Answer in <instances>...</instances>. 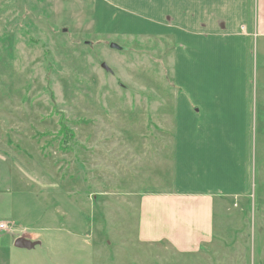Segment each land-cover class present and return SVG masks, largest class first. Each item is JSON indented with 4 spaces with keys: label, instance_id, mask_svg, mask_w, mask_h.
Returning <instances> with one entry per match:
<instances>
[{
    "label": "rangeland",
    "instance_id": "obj_1",
    "mask_svg": "<svg viewBox=\"0 0 264 264\" xmlns=\"http://www.w3.org/2000/svg\"><path fill=\"white\" fill-rule=\"evenodd\" d=\"M95 8L0 0V264H264V42L246 58L243 131L227 124L213 144L226 159L218 170L239 171L240 197L216 200L213 243L191 254L150 238L165 230L157 214L153 235L141 233L139 209L144 194L188 179L187 145L179 170L174 155L192 106L187 42L142 36L139 19L117 12L96 24ZM216 173L205 180L214 191L225 181ZM189 229L187 216L177 227L186 249ZM18 237L36 245L15 248Z\"/></svg>",
    "mask_w": 264,
    "mask_h": 264
},
{
    "label": "crops",
    "instance_id": "obj_2",
    "mask_svg": "<svg viewBox=\"0 0 264 264\" xmlns=\"http://www.w3.org/2000/svg\"><path fill=\"white\" fill-rule=\"evenodd\" d=\"M94 20L96 24L115 21L108 12L141 21L143 36H172L187 42L189 53V95L192 106L188 107L189 126L183 132L177 130L176 169L182 168L183 149L187 145L189 175L187 181L179 179L172 191L150 192L140 201V217L147 222L140 226L141 233L152 236V217L157 214L159 237L171 241L180 250L195 254L199 245L213 243L211 229L212 213L217 199L238 198L235 188L240 184L239 171L218 170L226 159L216 149L215 139L227 138V124H237L242 129L245 117L250 115L248 100L249 63L251 48L264 42V0H95ZM121 21L117 23L120 25ZM131 27H135L131 24ZM154 29H149L153 28ZM172 37V38H173ZM208 98L214 100L209 102ZM204 99L203 101H200ZM199 123V124H198ZM204 124V126H200ZM207 123H221L222 133H215ZM181 125V124H180ZM181 127V126H180ZM177 128V126H176ZM238 131V129H237ZM197 138H200V142ZM180 149V154H179ZM216 167L224 182L214 191L207 184V169ZM238 170V166H237ZM225 175V177H224ZM188 186V187H187ZM221 200V199H220ZM223 201V200H221ZM148 206H146L147 204ZM190 221L189 243L186 247L178 235L177 227L182 219ZM165 221H164V220ZM163 220V222H162ZM143 221V220H141ZM174 222L176 225H173ZM147 223V225H146ZM185 224L184 220L182 221ZM167 224V225H165ZM175 229L172 230L171 227ZM167 228H171L170 230ZM148 230V231H147ZM140 233V234H141ZM177 235V236H176ZM144 236V235H143ZM176 236V238L174 237ZM178 241V242H177Z\"/></svg>",
    "mask_w": 264,
    "mask_h": 264
},
{
    "label": "water",
    "instance_id": "obj_3",
    "mask_svg": "<svg viewBox=\"0 0 264 264\" xmlns=\"http://www.w3.org/2000/svg\"><path fill=\"white\" fill-rule=\"evenodd\" d=\"M66 29L63 30L65 32ZM86 45H89V42L85 41L83 42ZM110 49L118 50V51H123L124 49L122 47L117 46L114 43H110L108 45ZM101 68H103L105 71L110 72L109 68L105 64H101ZM36 245L35 242H31L28 239H25L23 237H18L13 241V246L18 249H31Z\"/></svg>",
    "mask_w": 264,
    "mask_h": 264
},
{
    "label": "built area",
    "instance_id": "obj_4",
    "mask_svg": "<svg viewBox=\"0 0 264 264\" xmlns=\"http://www.w3.org/2000/svg\"><path fill=\"white\" fill-rule=\"evenodd\" d=\"M2 230H6L5 224H0V231H2Z\"/></svg>",
    "mask_w": 264,
    "mask_h": 264
}]
</instances>
